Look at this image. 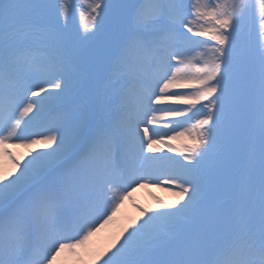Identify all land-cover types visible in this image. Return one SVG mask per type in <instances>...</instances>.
Instances as JSON below:
<instances>
[{"label": "snow or ice", "instance_id": "1", "mask_svg": "<svg viewBox=\"0 0 264 264\" xmlns=\"http://www.w3.org/2000/svg\"><path fill=\"white\" fill-rule=\"evenodd\" d=\"M88 8L94 30L78 39L92 47L81 60L65 35L64 0H0V158L11 161L0 169V264H57L65 251L76 264H264V0H93ZM110 8L120 14L98 38ZM34 13L46 21L28 19ZM38 44L52 49L46 64ZM200 46L208 58L189 72L185 56ZM109 67L128 77L112 115L89 98L32 130ZM192 116L200 117L192 129L182 128ZM153 136L196 142L185 146V163L146 155L160 142ZM19 144L30 148L23 163L10 150ZM136 159L143 171L129 176ZM144 180L178 187L177 202L145 210L90 253L89 238Z\"/></svg>", "mask_w": 264, "mask_h": 264}, {"label": "rangeland", "instance_id": "2", "mask_svg": "<svg viewBox=\"0 0 264 264\" xmlns=\"http://www.w3.org/2000/svg\"><path fill=\"white\" fill-rule=\"evenodd\" d=\"M202 5H206L208 0H200ZM93 0H64V3L66 6H71V12L68 18V27L66 29V38L69 41V44L73 50H75L78 54V56L81 58V60H85L92 45H82L78 39L79 36H82L85 34L86 30L93 31L92 23L89 19L86 17L89 15L90 9L88 8V5L92 3ZM112 3L118 4L120 3V0H111ZM229 2H232V0H229ZM258 3V0H257ZM120 14V10L118 8H110L108 10L107 15L104 19V29L103 32L98 33V38H102L103 33L106 32L111 25L113 24L115 18ZM28 19L43 23L46 21V17L34 13ZM37 49L39 50V58L41 61L47 63L46 58L50 55H52V49L50 47H46L42 44L37 45ZM206 52V49L204 46L197 47L193 50H190L187 52L185 56V60L188 59L190 66L187 68L189 72L194 71L195 67H202V62H197L196 60L203 61L204 59H207L208 57L206 55H203ZM111 67L108 68V70L104 73L97 74L91 83L89 84L87 90H77L73 93L69 94L67 98L65 99L66 103L64 102V105L71 102L72 108H83L88 103L89 98L95 99V90L93 88V84H97V90L98 94L103 97V90H107L108 87L112 88L113 82L110 83L111 85H104V80H106V77L109 76L110 79H112L111 75ZM45 87H48V85H45ZM73 96V98H72ZM187 142L189 144H193L196 141L193 138L187 139ZM10 169V167H7ZM140 185V184H138ZM170 197V196H169ZM178 206V205H177ZM143 213V212H142ZM141 220L142 217L138 216ZM137 219V216L135 217V220ZM111 228L109 229V232H106L104 228H102L99 232L94 233L88 241V251L92 254H95L97 252L103 251L104 249L110 247L114 241H117V238L121 232L122 229L125 227L121 226L119 224V221L117 218H113L111 221ZM113 224V228H112ZM117 229V230H116ZM122 239V237H121ZM106 242V245H104ZM104 245V246H103ZM114 250V249H113ZM70 264H76L75 259L73 258L70 262Z\"/></svg>", "mask_w": 264, "mask_h": 264}, {"label": "bare ground", "instance_id": "3", "mask_svg": "<svg viewBox=\"0 0 264 264\" xmlns=\"http://www.w3.org/2000/svg\"><path fill=\"white\" fill-rule=\"evenodd\" d=\"M165 102L175 103V102H178V101L170 100V101H165ZM188 129H192V125L191 124H188ZM195 131H196V129H193V132H195ZM169 135H171V133H169ZM167 143H169V145L167 144V146H169V147L173 146L174 148H178V147L185 148V146L187 145L186 136L184 138H181V139L168 140ZM170 148L173 150L172 147H170ZM159 151H161V150H159ZM177 155H179L181 158H183L179 153H177ZM184 162L186 163V161H184ZM7 167L11 168V163L8 162V159L7 158H0V169H3L4 171H7L8 170ZM134 169L136 170V168H134ZM160 180L161 181H167L168 177L161 176ZM145 181L146 180L141 181V184H140V187H143V189L141 191L139 190L138 193H136L134 195H136V196L137 195L138 196L142 195V196H140L141 198H143L142 201L144 203L148 204L149 206H151L153 208V211H161V210H163V207H162V205L160 203H158L154 198H152L148 194V191H150V190H153L155 192L158 191L160 193H164L166 196H170L172 198V201H171L172 205L177 202V200H178L177 193L179 191H175V190L168 189V188H165V187H162V186H158L156 184H146ZM115 192H117L116 195L119 196V194L121 192V189H120L119 186H116ZM116 214H117V216L119 218L120 224L123 225L125 228L133 226L134 224L139 222L140 219H139L138 216H140L142 218H145V215L139 213L137 210H135L134 208L131 207V205L128 202V200H124L122 202V204L117 208V213ZM136 216H137V219L135 220ZM110 228H111L110 224L105 225V231L106 232H109ZM104 245H106V242H105ZM71 258H73L71 252L65 251L64 253L61 254L60 257L57 258V264H67L68 262L71 261Z\"/></svg>", "mask_w": 264, "mask_h": 264}]
</instances>
